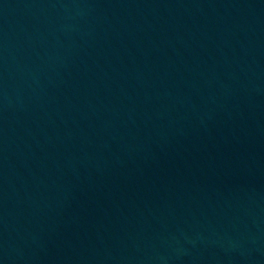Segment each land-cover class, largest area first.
Here are the masks:
<instances>
[{"label": "water", "instance_id": "1", "mask_svg": "<svg viewBox=\"0 0 264 264\" xmlns=\"http://www.w3.org/2000/svg\"><path fill=\"white\" fill-rule=\"evenodd\" d=\"M0 264H264V0H0Z\"/></svg>", "mask_w": 264, "mask_h": 264}]
</instances>
